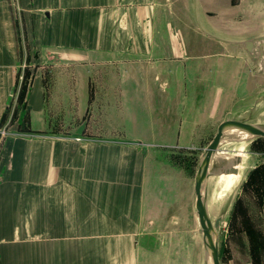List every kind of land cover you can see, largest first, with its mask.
<instances>
[{
  "label": "crops",
  "instance_id": "1",
  "mask_svg": "<svg viewBox=\"0 0 264 264\" xmlns=\"http://www.w3.org/2000/svg\"><path fill=\"white\" fill-rule=\"evenodd\" d=\"M174 5L0 0L4 264H93V250L161 232L145 226L165 225L150 218L163 210L194 223L198 160L226 109L227 77L264 73V0L198 2L185 36ZM181 61L192 96L162 79Z\"/></svg>",
  "mask_w": 264,
  "mask_h": 264
},
{
  "label": "rangeland",
  "instance_id": "2",
  "mask_svg": "<svg viewBox=\"0 0 264 264\" xmlns=\"http://www.w3.org/2000/svg\"><path fill=\"white\" fill-rule=\"evenodd\" d=\"M168 1L174 2V9H178L177 12L181 17L183 16V19L174 25L182 36L189 31L188 26L194 27L190 23L188 25L185 23L187 22L185 17L188 11L190 15H193L198 2H204L207 10H217L213 7V3L217 0ZM185 2L188 3L187 6L184 5L180 9V4ZM245 27H248V24L243 23V30ZM188 43L196 45L198 42L180 41L179 46ZM184 62L178 63V73L162 79L178 81L179 92H183V97H186L187 94L193 95V89L186 88L181 83L191 81L193 73L180 72L185 65ZM190 63L192 62L188 64ZM148 68L146 80H154V71H151L153 67ZM233 68V65L228 67L227 63V70H233ZM228 76L230 80L227 77L223 96L227 106L217 124L230 120L257 125L264 129V73L251 75L247 71L237 75L235 82L232 80V73ZM235 85L236 88H234ZM149 92L151 94L153 90L150 89ZM130 130L131 128H126L125 133ZM216 130L217 128L212 133L210 141ZM250 140L241 145L235 143L220 145L222 154L233 155L238 148L244 151L239 167V177L229 190L224 189L223 182L217 179L218 176H211L208 180L207 214L212 224L218 220L216 233L219 264H264V138ZM226 165L228 163L225 162ZM154 215L150 214L152 220L154 218L157 221L166 220L167 223L164 225L161 222L160 225H148L145 228L161 229V232L139 233L128 250H93V253H96L93 264H203L204 248L197 218H194L192 224L184 210L172 212L163 210L156 212L155 217ZM17 235L13 238L14 243L25 241V238L21 237L22 234ZM3 242L4 240L0 241V253L2 244H5ZM125 255L126 258H124ZM118 256H122L120 263H117ZM0 264H4L1 254Z\"/></svg>",
  "mask_w": 264,
  "mask_h": 264
},
{
  "label": "water",
  "instance_id": "3",
  "mask_svg": "<svg viewBox=\"0 0 264 264\" xmlns=\"http://www.w3.org/2000/svg\"><path fill=\"white\" fill-rule=\"evenodd\" d=\"M229 130H235L241 133H245L254 138H264V129L252 124H243L235 121L227 120L222 122L217 132L209 142L207 147L202 151L198 160V169L195 175V209L196 217L199 227L203 234L204 255L211 254L212 264H219L218 260V245H217V233L216 228L218 226V220L212 224L209 220L206 207V184L209 179L208 168L211 163V158L215 152H220L219 148L221 138ZM140 144L139 142H136ZM239 161V160H238ZM206 264V263H205Z\"/></svg>",
  "mask_w": 264,
  "mask_h": 264
},
{
  "label": "bare ground",
  "instance_id": "4",
  "mask_svg": "<svg viewBox=\"0 0 264 264\" xmlns=\"http://www.w3.org/2000/svg\"><path fill=\"white\" fill-rule=\"evenodd\" d=\"M255 126H257V125H255ZM259 128H261V127H259ZM250 139H253V138L251 136L245 134V133H241V132H238L235 130H229L221 138L220 145H221V143H228V144L235 143V144L241 145V143L246 142L247 140H250ZM220 145H219V148H221ZM243 152L244 151L242 148H238L236 150V153L233 155H229V154L226 155V154H222V152H215L211 158V163H210L209 168H208V172L210 175L209 178L211 176H218L217 179L219 181L223 182L224 189L226 191L229 190L231 188L232 184L234 183V181L236 180V178L239 177V167L242 163ZM225 162L228 163V165L225 166ZM244 163H245V161H244ZM207 185H208V181L206 184V198H205L206 199V207L208 206L207 205L208 204V201H207ZM218 199H219V197H218ZM223 199H225V197ZM199 233L201 234L202 241H203V234H202L201 229L199 230ZM203 248H204V245H203ZM205 263L206 264H212L210 253L207 254L206 257L204 255L203 264H205Z\"/></svg>",
  "mask_w": 264,
  "mask_h": 264
},
{
  "label": "built area",
  "instance_id": "5",
  "mask_svg": "<svg viewBox=\"0 0 264 264\" xmlns=\"http://www.w3.org/2000/svg\"><path fill=\"white\" fill-rule=\"evenodd\" d=\"M7 136L5 126H0V141Z\"/></svg>",
  "mask_w": 264,
  "mask_h": 264
}]
</instances>
